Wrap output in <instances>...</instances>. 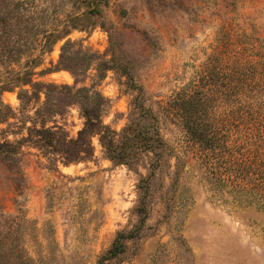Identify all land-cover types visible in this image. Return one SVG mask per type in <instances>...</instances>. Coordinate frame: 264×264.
Listing matches in <instances>:
<instances>
[{
  "label": "rangeland",
  "instance_id": "rangeland-1",
  "mask_svg": "<svg viewBox=\"0 0 264 264\" xmlns=\"http://www.w3.org/2000/svg\"><path fill=\"white\" fill-rule=\"evenodd\" d=\"M84 1L0 0V141L17 151L0 155V264H95L135 227L121 264H264V0ZM193 94L243 191L217 184L185 131L178 100ZM95 102L118 133L133 102L157 118L166 148L144 222L152 154L115 165L94 136L91 158L64 162Z\"/></svg>",
  "mask_w": 264,
  "mask_h": 264
},
{
  "label": "trees",
  "instance_id": "trees-1",
  "mask_svg": "<svg viewBox=\"0 0 264 264\" xmlns=\"http://www.w3.org/2000/svg\"><path fill=\"white\" fill-rule=\"evenodd\" d=\"M102 0H85L87 13L97 12L98 5ZM66 28L72 29L73 26L65 25ZM67 32L57 31L50 33L47 37L53 38V43L64 37ZM46 41L42 43L41 49L45 46ZM71 45L67 41L62 47V53ZM62 59V56H60ZM37 59L27 61V67L38 65ZM58 68V67H57ZM60 69H57V71ZM18 76L14 79L17 80ZM7 80L8 82L15 81ZM5 85V86H6ZM4 85L0 87L3 90ZM99 98V97H98ZM206 98V97H205ZM205 98L198 95H185L178 102L181 104V117L183 127L189 134L190 138L198 142L202 149L206 152V161H210L209 172L215 179L217 184L228 185L232 189L244 190L245 186L241 183L243 171L240 165L235 163L232 155L226 153V144L222 143L219 135L213 130L205 120L207 118ZM90 101V97H87ZM83 117L85 119L83 128L78 132L77 138L70 140L69 145L73 147L70 156L64 157L65 163H76L79 161L88 160L92 157L91 138L98 137V141L104 150L105 157L115 165H125L132 167L137 165L144 157L150 154L153 157L149 158V168L146 177L141 178L139 183L138 203L135 206L137 216L144 222L147 213V194L151 178L154 176V171L158 166L159 158L166 148V144L160 137L157 130V118L152 111L145 108L141 102L134 103L130 114L128 124L118 133L112 130L109 126L104 125L101 120L98 102H95L90 109L81 107ZM82 148V149H81ZM0 155L14 161L13 157L17 155L15 146L7 141H0ZM212 157V159H211ZM264 184L260 185V188ZM1 217V215H0ZM138 236V228L130 231H119L115 234L114 240L110 247L103 251L98 257L95 264H121L127 254V243Z\"/></svg>",
  "mask_w": 264,
  "mask_h": 264
}]
</instances>
